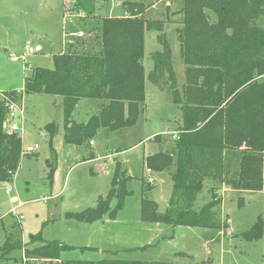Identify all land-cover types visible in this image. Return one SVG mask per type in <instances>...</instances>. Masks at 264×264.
Segmentation results:
<instances>
[{
	"label": "trees",
	"instance_id": "16d2710c",
	"mask_svg": "<svg viewBox=\"0 0 264 264\" xmlns=\"http://www.w3.org/2000/svg\"><path fill=\"white\" fill-rule=\"evenodd\" d=\"M87 3L75 4L85 17H95L93 7ZM123 8L125 14L122 17L97 15L100 27L96 28L95 34H89L87 49L82 47L77 51L71 44L69 53L53 56L52 69L33 67L25 77L24 95L62 98L64 141L83 147L87 142H94L101 131L115 132L136 125L146 101V79L160 90L171 92L182 117L177 139L172 137L169 150L147 156L145 163L156 173L176 164L171 175L173 194L164 214L158 212L156 202L143 198L141 219L173 227L223 230L225 225L213 211L214 200L200 209L194 208L206 179L241 193L264 191V0L179 1L169 17H173L171 23L178 24L185 69L181 89L165 20L148 17L150 6L143 1L126 0ZM177 16L180 19H174ZM150 31L158 33L163 50L152 55L154 67L146 77L143 60L146 33ZM2 93L6 99L0 98V182H9L19 169L22 137L6 131L4 125L9 101L21 103L22 97L17 90ZM83 99L96 101L98 111L80 122L74 118V113ZM53 104L56 105V101ZM45 130L51 141L59 131L55 122L49 123ZM234 167L237 170L231 177ZM132 181L133 178L117 162L109 195L100 199L96 206L80 213H68L67 217L83 223L101 220L105 214L114 219L131 195L128 184ZM152 188L142 180L143 194ZM263 235L264 219L259 218L243 237L257 241ZM43 243L32 250L27 249L25 261L35 260L41 264H173L64 261L61 260L62 252L84 248L57 241ZM14 247L16 243L12 242V237H7L4 247L0 248V264H13L9 262V255Z\"/></svg>",
	"mask_w": 264,
	"mask_h": 264
},
{
	"label": "rangeland",
	"instance_id": "374dc122",
	"mask_svg": "<svg viewBox=\"0 0 264 264\" xmlns=\"http://www.w3.org/2000/svg\"><path fill=\"white\" fill-rule=\"evenodd\" d=\"M87 1V6L93 7L98 16L122 17L125 14L123 3L126 0H0V91L24 88L29 73L23 71L22 62L15 63L10 58L22 54L28 40L41 47L27 59L32 67L52 69L53 56L69 53L71 43L77 51L82 47L87 49L89 34H95L94 31H98L95 28L100 27L97 18L84 17L75 4ZM131 1L145 2L150 6L148 17L165 20L181 89L185 69L178 24L171 23L173 17H169L180 0H175L174 4L172 0ZM175 18L180 19L179 16ZM162 50L158 33L147 32L143 60L146 77L154 67L152 55ZM145 84L146 101L136 125L115 132L101 131L94 138L95 147L91 142L83 147L65 143L62 98L24 95L21 101L24 107L20 135L22 151L35 145L40 149L34 154H22L17 173L9 182H0V248L9 236L16 243L9 255L10 263L41 264L35 260L25 261L26 250L37 248L45 241H57L84 248L62 252L61 260L64 261L264 264V235L257 241L243 237L259 218L264 219V192H225L218 181L206 179L194 208L200 209L214 200L213 211L225 225L223 230L142 221L143 198L156 202L158 212L165 213L173 194L171 175L176 169L174 163L163 172L152 171L150 176L145 158L169 150V141H173L172 137L182 125L181 112L172 93L160 90L148 79ZM97 111L96 101L83 99L74 118L85 122ZM52 122L60 130L51 141L45 127ZM4 128L8 131L5 125ZM117 162L133 181L128 184L131 195L116 217L110 219L105 214L101 220L91 223L68 218V213L92 208L109 195ZM234 168L231 177L237 170ZM149 177L154 183L148 182ZM142 180L153 186L146 194L142 192ZM7 187L12 189L9 194ZM14 199L24 204L19 210L23 217L20 221L11 214Z\"/></svg>",
	"mask_w": 264,
	"mask_h": 264
},
{
	"label": "built area",
	"instance_id": "2783aa9c",
	"mask_svg": "<svg viewBox=\"0 0 264 264\" xmlns=\"http://www.w3.org/2000/svg\"><path fill=\"white\" fill-rule=\"evenodd\" d=\"M70 14V13H69ZM68 14V15H69ZM38 52V49L36 47V45H34L32 43L31 40H28L25 44L24 47V51L20 56H13L11 57V61L12 62H22L23 64V70L25 71V73H30L32 70V65L27 61V59L36 54ZM17 94L20 95L22 97H24V89H19L17 90ZM1 98H5L6 97L3 95V93L0 95ZM21 100V101H22ZM9 111L7 114V118L5 120V127L8 128V132L11 133H18L19 135H21L22 131H23V126H22V122H23V102L22 103H15V102H11L9 101ZM175 139H177V135L174 136ZM91 144L93 145L94 142H91ZM39 146L35 145L34 147H28L26 148V150L23 149L22 154L27 153V154H34L37 150H39ZM147 173L152 174V171L150 169H147ZM148 182L149 183H154L153 179L151 177L148 178ZM7 193H11L12 189L11 187H7L6 188ZM14 204L15 207L12 208L11 214L16 217L19 221L23 219V217L20 215L19 210L24 206V204L21 201H17L16 199H14Z\"/></svg>",
	"mask_w": 264,
	"mask_h": 264
},
{
	"label": "crops",
	"instance_id": "0c3cea01",
	"mask_svg": "<svg viewBox=\"0 0 264 264\" xmlns=\"http://www.w3.org/2000/svg\"><path fill=\"white\" fill-rule=\"evenodd\" d=\"M167 4L170 5V3H167ZM80 13H81V14L83 13V14L85 15L84 12H80ZM81 14H80V16H82ZM71 15H72V14L70 13L69 16H71ZM95 15H96V16H95L94 18L97 17V14H95ZM123 16H124V15H123ZM82 17H83V16H82ZM84 17H85V16H84ZM97 21L99 22V19H97ZM95 29H96V28H95ZM71 44H72V43H71ZM71 44H70V45H71ZM36 47H37V49H38L39 46H36ZM40 48H41V47H40ZM40 50H41V49H40ZM20 55H21V54H20ZM20 55H19V56H20ZM12 57H13V56H12ZM10 60H11V58H10ZM23 71H24V70H23ZM24 72H25V71H24ZM9 90H19V89L1 90L0 92H3V91H9ZM58 130H60V128H58ZM93 147H95V143L93 144ZM147 169H148V168H147ZM155 173H156V172H155ZM149 175H150V174H149ZM224 187H225V186H224ZM223 190H224L225 192H227V191H228V192H229V191L237 192V191H234V190H230V189H228V188H226V187L223 188ZM263 192H264V191H263ZM251 193H252V192H251ZM255 193H257V192H255Z\"/></svg>",
	"mask_w": 264,
	"mask_h": 264
},
{
	"label": "water",
	"instance_id": "95a60500",
	"mask_svg": "<svg viewBox=\"0 0 264 264\" xmlns=\"http://www.w3.org/2000/svg\"><path fill=\"white\" fill-rule=\"evenodd\" d=\"M40 49H41V48H40V47H38V51H40Z\"/></svg>",
	"mask_w": 264,
	"mask_h": 264
}]
</instances>
